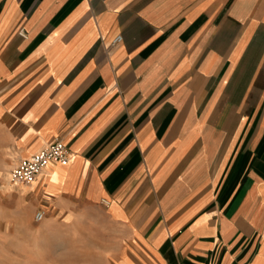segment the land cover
I'll return each mask as SVG.
<instances>
[{"label": "crops", "instance_id": "obj_1", "mask_svg": "<svg viewBox=\"0 0 264 264\" xmlns=\"http://www.w3.org/2000/svg\"><path fill=\"white\" fill-rule=\"evenodd\" d=\"M53 140L0 264H264V0H0V162Z\"/></svg>", "mask_w": 264, "mask_h": 264}, {"label": "built area", "instance_id": "obj_2", "mask_svg": "<svg viewBox=\"0 0 264 264\" xmlns=\"http://www.w3.org/2000/svg\"><path fill=\"white\" fill-rule=\"evenodd\" d=\"M23 34V29H20ZM121 40V35H116L112 42ZM70 150L67 145L60 140H53L38 151L28 157L21 158L11 169L10 178L12 181L21 184L33 183L42 170L50 163L68 162ZM43 217V212L38 210L34 214V219L39 221Z\"/></svg>", "mask_w": 264, "mask_h": 264}, {"label": "rangeland", "instance_id": "obj_3", "mask_svg": "<svg viewBox=\"0 0 264 264\" xmlns=\"http://www.w3.org/2000/svg\"><path fill=\"white\" fill-rule=\"evenodd\" d=\"M12 161L11 160H7L5 162H0V181L3 179L2 177V173L3 172H9V179H10V171H11V166Z\"/></svg>", "mask_w": 264, "mask_h": 264}]
</instances>
